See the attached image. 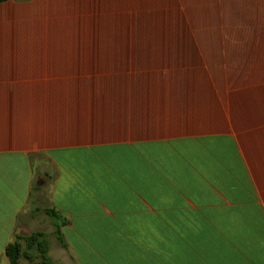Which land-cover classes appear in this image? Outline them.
<instances>
[{
	"label": "crops",
	"instance_id": "0c3cea01",
	"mask_svg": "<svg viewBox=\"0 0 264 264\" xmlns=\"http://www.w3.org/2000/svg\"><path fill=\"white\" fill-rule=\"evenodd\" d=\"M121 23L162 45L74 43ZM33 231L55 264H264V0L0 2V264Z\"/></svg>",
	"mask_w": 264,
	"mask_h": 264
},
{
	"label": "trees",
	"instance_id": "16d2710c",
	"mask_svg": "<svg viewBox=\"0 0 264 264\" xmlns=\"http://www.w3.org/2000/svg\"><path fill=\"white\" fill-rule=\"evenodd\" d=\"M6 0H0L3 2ZM44 212L54 220L57 239L64 244L60 227L63 225L61 214L54 208H45ZM49 241L46 233L33 231L29 234L15 233L4 249L8 264H55L48 256Z\"/></svg>",
	"mask_w": 264,
	"mask_h": 264
},
{
	"label": "rangeland",
	"instance_id": "374dc122",
	"mask_svg": "<svg viewBox=\"0 0 264 264\" xmlns=\"http://www.w3.org/2000/svg\"><path fill=\"white\" fill-rule=\"evenodd\" d=\"M138 25H140V23H138ZM137 25V27H138ZM145 25V24H143ZM91 27H96L97 24H91ZM133 24L130 23H121L118 24V27L116 28V30L121 31L122 35L126 34L125 36H127L126 38H121V39H103V40H99V39H90V40H74L75 45H80L81 42L84 43H89V45H121V46H134V45H162L160 43H156L158 40H152V39H133L129 37V31L134 30V28H132ZM60 29V28H59ZM139 30V27L138 29ZM58 43L64 42L65 43V37L64 35H58ZM69 42V41H68ZM47 194L45 193L43 195V198H46ZM52 227L50 221L44 217L43 215H39L38 218L36 217L35 219H33V224L26 230H21L23 233H27L29 230L31 229H44V230H50V228ZM50 246L52 247L53 244L50 243ZM7 260V257H5ZM24 261H21V263L23 264ZM57 263V262H56ZM58 264V263H57Z\"/></svg>",
	"mask_w": 264,
	"mask_h": 264
}]
</instances>
